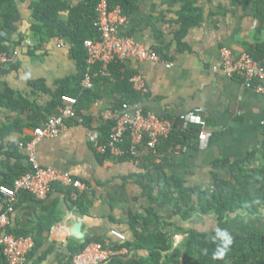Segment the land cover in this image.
I'll return each mask as SVG.
<instances>
[{
    "label": "crops",
    "instance_id": "obj_1",
    "mask_svg": "<svg viewBox=\"0 0 264 264\" xmlns=\"http://www.w3.org/2000/svg\"><path fill=\"white\" fill-rule=\"evenodd\" d=\"M133 1L134 13L118 28L119 36L130 38L145 49L161 50L156 52L161 62L129 60L119 64L121 73L144 77L148 94L141 98V108L172 124L187 112L203 108L204 117L214 130L204 149L199 147L196 137H190L172 149L156 153L149 175L156 182L176 176L183 179L187 189L211 190L214 178L229 179V164L260 152L264 143V102L239 80L213 72L212 67L221 62V48H228L237 57L245 51V45L263 43L264 29L256 38L258 22L251 16L248 0H196L194 6L202 15V22L190 27L178 45L175 33L180 28V1ZM66 2L75 8L84 0ZM29 5L27 0L18 4L20 20L14 40H22V44L11 65H0V100L3 96L20 98L38 107L39 114L34 116L28 107L11 110L0 103V185L29 170L25 144L32 138L33 127L41 126L57 113L47 115L46 110L59 83L74 87L78 71L71 55L74 45L62 39L61 47L59 38H55L33 50L36 41L30 29ZM26 42L33 44L32 49ZM91 91L95 95L76 106V111L78 105L82 107L77 111V120L67 121L56 138L44 140L36 147L40 166L69 173L89 187L81 194L86 213L72 206L64 188L59 186H54L42 200L20 193L7 230L34 240L36 247L25 264H67L65 247L69 241H77L70 229L78 222L88 240L102 239L108 248L121 243L135 244L136 233H141L142 228L132 226V220L137 218L141 224L150 207L163 225L159 230L171 235L173 248L184 239L181 230L186 229L208 236L245 237L255 231L264 232V210L255 217L238 213L220 222L214 216L197 215L183 222L173 206L150 204L142 187L145 171L140 168L141 162L108 159L88 141L92 133L102 141L106 123L102 114L116 109L121 100L114 78L110 73L101 76ZM263 164L254 162L255 167ZM3 207L0 200V212ZM154 230L149 227L150 232ZM112 231L122 234L125 242L112 236ZM127 249L124 257L107 264H128L147 256L133 246Z\"/></svg>",
    "mask_w": 264,
    "mask_h": 264
},
{
    "label": "trees",
    "instance_id": "obj_2",
    "mask_svg": "<svg viewBox=\"0 0 264 264\" xmlns=\"http://www.w3.org/2000/svg\"><path fill=\"white\" fill-rule=\"evenodd\" d=\"M23 1L26 0H0V53H10L22 44V40H14V35L17 31L16 23L20 20L18 4ZM27 1L30 2L29 9L32 19L30 29L33 33V40L36 41L33 50L42 48L55 38L62 39L68 44L74 45L71 49V55L78 67L77 75L73 79L74 87H63L64 83H59L60 87L54 95L53 102L47 107V115L59 111L61 107L60 99L64 95L74 97L77 102L85 104L89 100V95H95V93L91 90H82L79 86L86 61L83 42L98 38L94 21L96 18L95 7L99 0H84L81 5L75 8H71L66 0ZM175 1L182 3L181 10L177 14L180 28L175 33V40L180 45L188 29L202 22V15L194 6L196 0ZM251 1L248 0L247 3H250L251 16L258 22L256 38H259L264 29V0ZM108 5L110 10L116 7L120 8L122 15L127 18L135 10L133 0H108ZM63 14L66 15L65 19L62 18ZM245 48V51L257 62L264 59V42L256 43L253 46L245 45ZM156 52L161 53V50H156ZM119 64L114 63L107 68L108 73L114 78L115 88L121 94V100L118 101L117 108H120L123 103H140L141 97L134 92L129 83V79L133 74L121 73ZM97 70H99V66L94 69V71ZM99 80H101V76L94 79V84ZM1 99L0 103L11 110L28 107L32 109L34 116L39 114L38 107L20 98L3 96ZM81 109L82 107L78 105L77 111L80 112ZM36 127L35 125L33 129ZM103 127L102 141H105L109 136L112 123L106 122ZM197 135V127L192 126L183 130L180 121L174 122L169 137L157 145L156 153L160 154L165 152L166 149H172L176 145L184 143L190 137H196L197 140ZM127 144L129 142L126 139ZM155 154L148 152L141 160L140 168L145 171L141 177L144 196L152 205L166 204L173 206L175 214L183 222L197 215L214 216L220 222L238 213L255 217L264 210V164L259 167L254 166L256 161L264 162V143L260 152H252L244 159L229 164V179L214 178L212 189L206 191L187 189L184 187L183 179L176 176L163 182L152 180L149 171L154 165ZM104 157L111 160H120L111 158L108 155ZM121 159L128 160L129 158L124 157ZM13 181L2 185L11 186ZM63 190H65V196L72 206L80 213L85 214L84 196L80 195L74 200L71 196V190ZM141 220V224L138 223L137 218L132 220V226L138 225L142 228L141 233H136L135 244L121 243L112 247L119 249L133 246L136 250L146 252L147 256L145 258L138 261L131 260L128 264H264V232L255 231L245 237L236 234L208 236L193 229H186L181 230L185 236L184 239L173 248L171 235L159 230L160 226L163 225L158 220L154 208L150 207L146 211V216L142 217ZM150 226H153L155 230L150 232ZM7 232L20 237L9 230ZM225 237L231 238L230 244L227 243ZM91 243H100L104 248H108L105 242L99 238L89 239L84 244L71 240L65 247L67 264L70 263L73 256L81 253ZM225 246L226 251L223 259H214L215 253L225 248ZM0 264H6L5 260L1 259Z\"/></svg>",
    "mask_w": 264,
    "mask_h": 264
},
{
    "label": "built area",
    "instance_id": "obj_3",
    "mask_svg": "<svg viewBox=\"0 0 264 264\" xmlns=\"http://www.w3.org/2000/svg\"><path fill=\"white\" fill-rule=\"evenodd\" d=\"M95 15L94 27L98 38L83 42L86 61L79 83L82 90H92L94 79L106 76L107 68L111 64L129 60L161 62L155 51L145 49L130 38L119 36L118 28L127 19L122 15L120 8L110 10L108 0H99ZM58 41V47H61L62 41ZM26 46L32 49L33 44L26 42ZM17 55V48L10 53H0V65H11ZM220 59V64L212 67L213 72L239 80L264 102V59L257 62L246 51L234 57L226 47L220 49ZM96 66H99V70L94 71ZM129 83L139 97L143 98L148 94V87L142 75H132ZM60 103L59 111L49 116L41 126L34 128L31 140L25 144L29 170L16 178L11 186L0 185V200L4 206L0 212V260L4 259L6 264H25L27 256L35 248V242L30 236L16 237L7 232L10 216L14 212L20 193L42 200L54 186H59L71 190V196L76 200L83 192L89 190L87 185L69 173L42 167L37 161V145L44 140L56 138L67 121L77 120V99L64 95L61 96ZM204 115L203 108H196L182 115L179 120L183 130L192 126L198 128L197 142L201 149L208 146L214 132ZM102 117L104 121L111 122L112 127L105 141H99L94 133L89 134L88 141L93 148L101 155L114 159L128 157L136 164H139L148 152L155 154L157 145L166 140L173 129L171 121L143 110L139 103H123L120 108L105 111ZM126 139L129 142L127 145ZM111 235L120 242H125L122 234L112 231ZM127 253V248H104L100 243H91L81 253L73 256L69 264H107Z\"/></svg>",
    "mask_w": 264,
    "mask_h": 264
},
{
    "label": "water",
    "instance_id": "obj_4",
    "mask_svg": "<svg viewBox=\"0 0 264 264\" xmlns=\"http://www.w3.org/2000/svg\"><path fill=\"white\" fill-rule=\"evenodd\" d=\"M70 234L73 236L80 244H84L88 241V237L85 236L81 231V222L76 223L71 229Z\"/></svg>",
    "mask_w": 264,
    "mask_h": 264
},
{
    "label": "clouds",
    "instance_id": "obj_5",
    "mask_svg": "<svg viewBox=\"0 0 264 264\" xmlns=\"http://www.w3.org/2000/svg\"><path fill=\"white\" fill-rule=\"evenodd\" d=\"M226 238V240H227V243H231V238L230 237H225ZM225 251H226V246H225V248H223V249H220V250H218L216 253H215V255H214V259H223V257H224V254H225Z\"/></svg>",
    "mask_w": 264,
    "mask_h": 264
}]
</instances>
